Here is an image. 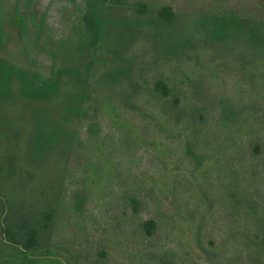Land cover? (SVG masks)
Returning <instances> with one entry per match:
<instances>
[{"label":"rangeland","instance_id":"obj_1","mask_svg":"<svg viewBox=\"0 0 264 264\" xmlns=\"http://www.w3.org/2000/svg\"><path fill=\"white\" fill-rule=\"evenodd\" d=\"M0 264H264V0H0Z\"/></svg>","mask_w":264,"mask_h":264},{"label":"trees","instance_id":"obj_2","mask_svg":"<svg viewBox=\"0 0 264 264\" xmlns=\"http://www.w3.org/2000/svg\"><path fill=\"white\" fill-rule=\"evenodd\" d=\"M102 1H106V0H102ZM14 73L21 80L23 85H27L30 88V84H29L28 78L25 75H23L18 70H15ZM56 86H57L56 82H43V83H40L39 87L33 88V90L35 92H31L30 95H31L32 98H40V97H44L45 98L47 93L56 90ZM161 88L163 90L165 89L164 86H161Z\"/></svg>","mask_w":264,"mask_h":264}]
</instances>
